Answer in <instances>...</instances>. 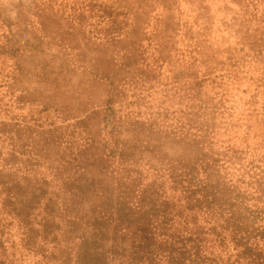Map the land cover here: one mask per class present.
I'll use <instances>...</instances> for the list:
<instances>
[{"label": "trees", "instance_id": "16d2710c", "mask_svg": "<svg viewBox=\"0 0 264 264\" xmlns=\"http://www.w3.org/2000/svg\"><path fill=\"white\" fill-rule=\"evenodd\" d=\"M226 1L231 46L178 0H0V264H264V0Z\"/></svg>", "mask_w": 264, "mask_h": 264}, {"label": "rangeland", "instance_id": "374dc122", "mask_svg": "<svg viewBox=\"0 0 264 264\" xmlns=\"http://www.w3.org/2000/svg\"><path fill=\"white\" fill-rule=\"evenodd\" d=\"M106 3L108 0H103ZM199 4L201 6H204L206 8V12L203 10H200ZM228 2L226 0H178V12H176V15H179L180 22L182 24H187V26L190 25V27H193V29L199 30V26L194 25V18L196 13L201 12L205 14V17L203 19H207V27L211 29L210 35L206 36V40H208V44L212 45H218L222 41H226L225 46H231L234 44V38L237 37L236 34L234 33L233 29H229L228 27L225 26L224 22H229L230 18L232 16L231 11L228 10L227 8ZM233 10H237L236 7H231ZM156 12H161V9H158ZM202 20V19H201ZM198 23H202V21H198ZM173 68L169 67H162V75L160 80H165L166 78H169L170 72L173 71ZM251 76L249 73L245 75V77ZM206 85V84H205ZM246 91V89H240V91ZM130 93L128 92V95ZM249 93L244 95H238L242 99H246L248 97ZM259 99H262L260 97ZM132 100L130 98L127 99ZM163 108L168 109V111H172L175 106L173 107L167 106L166 104L162 106ZM115 108L119 109V106L116 105ZM129 109H135L133 108H122V110H129ZM156 108H153L155 110ZM242 108H237L236 112H239ZM142 111H147L144 108L140 109ZM17 110L16 112H18ZM27 110H24L23 113H25ZM161 111V110H159ZM146 118V117H145ZM145 118H141L139 120H145Z\"/></svg>", "mask_w": 264, "mask_h": 264}]
</instances>
